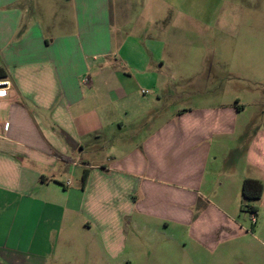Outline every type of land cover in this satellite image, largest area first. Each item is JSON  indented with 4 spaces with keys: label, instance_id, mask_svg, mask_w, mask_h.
<instances>
[{
    "label": "crops",
    "instance_id": "0c3cea01",
    "mask_svg": "<svg viewBox=\"0 0 264 264\" xmlns=\"http://www.w3.org/2000/svg\"><path fill=\"white\" fill-rule=\"evenodd\" d=\"M169 6L0 0V67L11 82L0 90V264H199L202 254L241 243L247 230L201 192L199 173L216 160L212 135L234 149L237 132L258 123L240 160L249 171L243 178L262 182L264 207V113L240 120L246 107L235 102L216 119L168 118L135 139L114 134L129 120L122 113L149 104L142 86L164 65L167 45L185 41L168 37ZM96 130L112 142L108 150L97 145L101 163L84 157ZM177 168H196V176L181 180ZM198 201L204 208L194 213ZM256 215L264 223V213Z\"/></svg>",
    "mask_w": 264,
    "mask_h": 264
},
{
    "label": "rangeland",
    "instance_id": "374dc122",
    "mask_svg": "<svg viewBox=\"0 0 264 264\" xmlns=\"http://www.w3.org/2000/svg\"><path fill=\"white\" fill-rule=\"evenodd\" d=\"M168 1L170 6L163 20V24L169 28L168 37L183 38L185 41L179 45H167L169 50L163 53L164 65L151 82L142 86L148 91L144 98H148L149 104L145 108L136 105L128 110L127 115L122 113L119 118L129 120H124L122 129L114 134L135 139L149 131L159 132L168 118L216 119L222 116L225 107L235 102L246 107L238 114L240 120L263 117L264 0ZM202 6H206V9H202ZM90 74L94 79L91 71ZM130 81L127 79L123 84L128 85ZM175 123H172L170 131L176 130ZM258 125L252 123L245 126L242 132L238 131L236 136L239 134V138L232 139V142L235 140L234 149L226 150L224 137L211 136L210 143L216 160H209L206 168L200 170L202 183L199 189L218 202L216 204L221 212L238 215L243 225L241 230H247V233H244L239 245L202 254L199 264H244L237 260L241 258L245 259V264H264V223L256 215L263 214L264 207L257 200L245 202L241 196L243 176L249 175L248 168H243L244 162L240 160L241 145L246 135L253 133ZM100 132H90L85 138L88 140L85 144L88 153L84 157L88 162L101 163L105 159L97 148L98 144L105 146V150L111 148L112 142L106 141L105 134L101 135ZM108 139L113 141L114 136ZM236 164L241 168H230ZM177 169L178 173H183L181 180L188 175L196 176V168ZM162 179L180 182L168 175ZM195 184L191 182L190 186L194 187ZM215 192H219V199L229 196V201L220 202ZM249 206L255 208L254 213H251ZM193 207L191 210L196 213L197 208L203 209L204 205L198 201ZM256 221L257 224L253 225ZM188 264L192 263L189 261Z\"/></svg>",
    "mask_w": 264,
    "mask_h": 264
},
{
    "label": "trees",
    "instance_id": "16d2710c",
    "mask_svg": "<svg viewBox=\"0 0 264 264\" xmlns=\"http://www.w3.org/2000/svg\"><path fill=\"white\" fill-rule=\"evenodd\" d=\"M7 76L6 69L0 67V78H4ZM87 177V170L85 169L82 174V182L84 183ZM263 190V185L260 180L252 179V178H245L242 181L241 185V196L242 199L246 201L257 200L261 197ZM251 213H254L255 208L252 206L248 207Z\"/></svg>",
    "mask_w": 264,
    "mask_h": 264
},
{
    "label": "built area",
    "instance_id": "2783aa9c",
    "mask_svg": "<svg viewBox=\"0 0 264 264\" xmlns=\"http://www.w3.org/2000/svg\"><path fill=\"white\" fill-rule=\"evenodd\" d=\"M82 83L85 85H88L89 84V78L84 77L82 79ZM10 86H11V82L6 77L0 78V90H7L10 88Z\"/></svg>",
    "mask_w": 264,
    "mask_h": 264
},
{
    "label": "snow or ice",
    "instance_id": "6c2138e0",
    "mask_svg": "<svg viewBox=\"0 0 264 264\" xmlns=\"http://www.w3.org/2000/svg\"><path fill=\"white\" fill-rule=\"evenodd\" d=\"M4 93L2 91H0V95H3Z\"/></svg>",
    "mask_w": 264,
    "mask_h": 264
}]
</instances>
